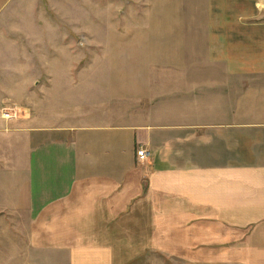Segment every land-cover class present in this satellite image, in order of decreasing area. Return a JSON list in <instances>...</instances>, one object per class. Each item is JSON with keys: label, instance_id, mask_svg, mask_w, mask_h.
<instances>
[{"label": "crops", "instance_id": "1", "mask_svg": "<svg viewBox=\"0 0 264 264\" xmlns=\"http://www.w3.org/2000/svg\"><path fill=\"white\" fill-rule=\"evenodd\" d=\"M32 3L0 0V110L27 52L50 49ZM207 4L200 53L155 42L169 54L80 75L89 92L58 120L45 85L25 122L0 124L26 145L0 141V264H264V20Z\"/></svg>", "mask_w": 264, "mask_h": 264}, {"label": "rangeland", "instance_id": "2", "mask_svg": "<svg viewBox=\"0 0 264 264\" xmlns=\"http://www.w3.org/2000/svg\"><path fill=\"white\" fill-rule=\"evenodd\" d=\"M208 1L33 0L27 9L33 18L28 20L27 25L39 30L42 27L50 29V49L41 50L39 46V49L27 52L32 66L18 68V96L17 99L7 100L9 106L0 110L1 115H8V118H0V124L3 121L7 124L16 122L19 125L25 122L30 115L27 110L29 105L39 103L27 94L31 91L40 94L45 85L51 86L53 98L50 99L49 108L44 111L46 113L44 117H47L46 120H58L59 114L64 115L73 107V102L77 98L74 94L89 92L90 83L88 85L75 83L80 80V75L83 80L85 78L90 80L91 76L105 74L106 71L108 74H120L130 69L131 61L135 64L137 60H141V53L148 64L154 54H169V45L162 47L158 45L154 52L155 42L166 44L178 40L182 42L178 48H189L187 53H200L201 31L207 26L210 14L207 13ZM221 1L230 6L235 3L242 11L247 8L250 14L255 13L257 18H248V22L264 20V0ZM142 39L146 43H151L144 52L139 49ZM63 42L65 49H57L63 48L62 45H58ZM186 44L187 47L183 46ZM18 53L24 54L25 51ZM185 53L183 51V54ZM185 58L191 62L190 56ZM46 59L51 62L49 67L43 65V60ZM196 73H200V68ZM53 76H57L56 81L52 84L47 83V77L51 80ZM69 93L73 94L72 98L64 104L62 98L64 95L61 94L68 96ZM0 141L6 148H11L16 142L20 150L26 147L23 133L0 131ZM149 262L152 263L153 260ZM160 264L171 263L163 259Z\"/></svg>", "mask_w": 264, "mask_h": 264}, {"label": "built area", "instance_id": "3", "mask_svg": "<svg viewBox=\"0 0 264 264\" xmlns=\"http://www.w3.org/2000/svg\"><path fill=\"white\" fill-rule=\"evenodd\" d=\"M3 118V117H5V118H8V115H1L0 114V118ZM147 151L146 150H143V149H141V150H139L138 152H137V154H138V156L140 157V158H144L146 155H147Z\"/></svg>", "mask_w": 264, "mask_h": 264}]
</instances>
